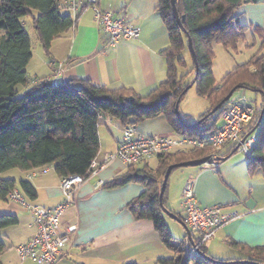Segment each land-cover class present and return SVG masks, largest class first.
<instances>
[{
  "label": "trees",
  "instance_id": "16d2710c",
  "mask_svg": "<svg viewBox=\"0 0 264 264\" xmlns=\"http://www.w3.org/2000/svg\"><path fill=\"white\" fill-rule=\"evenodd\" d=\"M175 1L184 30L176 21L171 0H159L157 11L169 35V46L161 52L167 63V78L144 97L131 89L110 90L89 80L57 81L56 85L47 78L31 81L27 67L33 56L32 43L23 18L32 16L37 39L49 52L52 42L74 27L68 0H0V176L10 169L29 173L51 166L61 179L70 175L87 177L91 162L100 151L99 126L107 117L125 127L164 116L177 134L203 139L219 129L217 123L227 102L215 114L210 113L235 88H238L236 92L249 89L262 94L261 108L255 109L249 124L253 129L264 109V55L257 54L249 62L238 65L221 82H217L213 71L215 43L229 51H237L241 45L251 47L246 40L251 35V27L242 24L234 15L244 0ZM256 32L260 33L255 29L253 33ZM189 38L197 67L189 49ZM186 50L192 59L193 86L209 104L208 111L197 119L178 117L175 111L176 103L181 102L192 84L187 85L186 76L179 73V69L187 65L183 55ZM18 85L28 86L22 96H18ZM259 127L258 142L249 158L251 174L256 170L264 174V119ZM212 152L210 147L186 152L176 150L157 157L159 166L156 170L150 167L149 161L141 163L142 166L131 165L125 174L104 185L118 188L131 182L145 184V192L128 207L137 219L152 221L162 243L175 253L172 258L159 259V264L234 262L211 257L206 245L200 248L198 258L185 259L188 236L185 234L182 241L174 242L161 208L160 191L167 169L211 156ZM221 158L216 160L218 165ZM17 185L30 201L36 200L37 190L31 181L18 183L1 177L0 200L8 201V194ZM163 203L166 207V192ZM175 214L185 220L181 214ZM18 223L16 215H0V232ZM230 246L244 252L243 261L264 264V247L249 248L235 241L230 242ZM7 248L0 234V264Z\"/></svg>",
  "mask_w": 264,
  "mask_h": 264
},
{
  "label": "crops",
  "instance_id": "0c3cea01",
  "mask_svg": "<svg viewBox=\"0 0 264 264\" xmlns=\"http://www.w3.org/2000/svg\"><path fill=\"white\" fill-rule=\"evenodd\" d=\"M158 3L159 0H100L102 8L115 11L117 17L137 26L140 36L108 47L107 36L95 20L94 9L87 8L69 32L52 42L49 52L38 41L41 51L35 50L32 56L27 67L28 78L31 81L52 80L60 72L58 82L89 80L110 90L124 88L144 97L149 95L167 78V63L161 52L169 46V35L157 11ZM234 15L252 29L246 39L251 47L241 45V48H255L256 53L244 64L257 54L264 55V2H243ZM255 29L260 33H253ZM236 95L244 96L247 102L253 101L258 110L261 108L263 97L258 90L246 89ZM201 115L188 112L182 116L197 119ZM220 121L218 128L223 124L222 119ZM252 127L246 126L244 136L255 132L256 125ZM122 128L120 122L111 117L102 121L99 160L115 152L123 137ZM137 129L145 135L171 139L185 137L177 134L164 116L144 121ZM243 156L236 143H229L220 153V157H227V160L217 169L213 165H204L191 167L185 173V181L196 180V197L201 207L219 205L224 213L243 215L222 227L206 244L208 254L221 261H242L245 257L243 251L230 246L233 241L249 248L264 247V174L261 170L251 174L249 158ZM127 171V165L114 160L80 187L75 201L61 219L63 230L72 227L75 230L68 245V255L57 264H159V259L175 256L172 250L174 255L171 256L170 249L162 243L153 222L137 219L128 207L145 192V184L131 182L118 188L104 186ZM25 173L26 177L21 180L31 181L37 190L35 204L52 209L61 203V177L53 167L33 178ZM17 190L22 192L19 185ZM165 192L167 200L168 184ZM13 205H0V213L16 215L19 219V227L0 232L8 247L2 254V264H37L31 259L22 261L16 252V247L35 235L36 227L27 208L19 203ZM167 208L176 213L169 206ZM180 214L183 216L184 213ZM12 232H18V235Z\"/></svg>",
  "mask_w": 264,
  "mask_h": 264
},
{
  "label": "built area",
  "instance_id": "2783aa9c",
  "mask_svg": "<svg viewBox=\"0 0 264 264\" xmlns=\"http://www.w3.org/2000/svg\"><path fill=\"white\" fill-rule=\"evenodd\" d=\"M68 10L76 25L80 13L93 8L95 20L99 28L107 36V46L114 47L122 40H134L140 36V29L124 18L116 16V12L101 7L100 0H68ZM57 72L52 79L57 84ZM255 115V108L244 96L234 94L228 101L222 114V126L211 132L205 138L181 137L171 139L159 135H145L135 125L122 128L123 137L115 152L104 155L103 160L97 157L91 162L89 175H70L61 179L62 201L55 208H46L30 201L22 192L14 189L8 194V199L27 208L33 216L36 227L35 235L25 244L16 247V252L22 261L31 259L37 264H57L68 255V245L72 240L74 228L63 230L61 219L67 208L75 201L80 187L95 174L114 160H120L127 166L141 164L159 156L168 155L176 150L190 151L194 149L212 148L211 157L216 160L222 149L229 143H236L238 151L250 158L252 150L258 142L254 133L244 136L245 128L251 123ZM102 120L104 118H101ZM105 120V119H104ZM47 169L44 170L46 172ZM39 175L37 170L29 172V178ZM183 206L185 220L183 221L192 233V241L187 237L185 244V259L199 257L200 248L206 245L216 233L226 224L241 218L238 212L224 213L221 206L201 207L196 197V180L193 178L185 182L183 189Z\"/></svg>",
  "mask_w": 264,
  "mask_h": 264
},
{
  "label": "rangeland",
  "instance_id": "374dc122",
  "mask_svg": "<svg viewBox=\"0 0 264 264\" xmlns=\"http://www.w3.org/2000/svg\"><path fill=\"white\" fill-rule=\"evenodd\" d=\"M36 15V14H35ZM23 22L25 24V29L28 32V34L31 37V43H32V52L35 54V50L39 49L41 51V47L38 44V40L36 37V31L33 28L32 25V16H27L23 18ZM215 59H214V77L217 80V82H221L222 79L231 72L234 68H236L238 65L245 62V60H248L249 57H251L254 53H256V49H250L249 50H243L241 47L237 51H229L225 50L224 47L221 44L215 43L213 46ZM226 51V52H225ZM184 57L186 58L187 65L184 68L179 69V73L181 76H186V83L187 85L191 84L193 82V78L190 75V72L192 70V59L190 53L186 50L183 52ZM247 58V59H246ZM229 62V64H227ZM25 87L24 85H18L17 86V92L18 96L23 95L22 88ZM243 90H239L236 92L240 93ZM250 105H252L254 108L256 107L255 103L253 101L248 102ZM209 109V104L207 101L200 97L197 94V88L196 86H193L191 89L188 90V92L185 94V96L181 99L180 105H179V112L181 116L183 114H186L188 112L193 113L194 116H199L205 112H207ZM256 109V108H255ZM221 121H219L217 124L219 125ZM256 136L260 135V127L254 132ZM242 157V156H241ZM244 158V156H243ZM150 167L154 170L157 169L159 166V159L153 158L149 161ZM51 169L52 167H46L40 170H37L39 172V175H41L45 169ZM191 167H185V168H178L176 171H174L168 180V193H167V200H166V207L169 206L174 212L180 214L183 212V216L185 215V210L183 206V189L185 186V173L189 171ZM2 179H15L19 183L21 179L26 177V173L19 170V169H10L0 176ZM0 205H3V207H12L14 206V201L8 200V201H2L0 200ZM1 212V211H0ZM6 213H0V215H3ZM165 222L172 233V236L174 238V242H180L184 238V229L182 225L177 222L175 219H173L170 216H165ZM16 227H19V224L8 227L4 230V232L13 231L11 229H16ZM16 231V230H14ZM13 234L18 235V232H12ZM171 256L174 255V253L170 250Z\"/></svg>",
  "mask_w": 264,
  "mask_h": 264
},
{
  "label": "water",
  "instance_id": "95a60500",
  "mask_svg": "<svg viewBox=\"0 0 264 264\" xmlns=\"http://www.w3.org/2000/svg\"><path fill=\"white\" fill-rule=\"evenodd\" d=\"M171 2H172L173 12H174L176 21L180 25V27L184 30V28L182 26V23H181V19L179 17L178 11H177L176 1L175 0H171ZM248 2L260 3V2H264V0H245L244 1V3H248ZM188 43H189V49L191 51L192 58H193V60L195 62V65L197 67L196 55H195V52H194V50L192 48V41H191L190 38L188 39ZM194 83H195V80L192 82L191 85L188 86V88L186 89V91H188L189 89H191L192 86L194 85ZM237 89L238 88L233 89L226 96V98L215 109H213L211 111L210 115L215 114L221 108V106L224 103H226L234 95V93L236 92ZM179 105H180V100L176 103V107H175L176 115L178 117L181 116V114L179 112ZM263 117H264V109L262 110V112L260 114L258 123H257L254 131H256L259 128L260 124L263 121ZM199 124H200V121L197 123V125H199ZM221 160L222 161H225V160H227V157L226 158H221ZM214 162H215V160L211 156H208V157H204V158H201V159L191 160V161L179 163V164H176V165H172V166H170L167 169V171H166V173L164 175V180H163L162 186H161L160 201H161V208H162L163 213L165 215H167V216L172 217L173 219H175L177 222H179L182 225L183 229L185 230L187 236L189 237V239H190V241L192 243H193V241H192V233H191L190 229L183 222V220L181 218H179L176 214L172 213L167 207H165V205L163 203V197H164V194H165V191H166V188H167V184H168L169 177L171 176V174L174 171V169H176V168H185V167H201V166H204V165H212V164H214ZM232 264H257V263H254V262H251V261H243L242 260V261H234V262H232Z\"/></svg>",
  "mask_w": 264,
  "mask_h": 264
}]
</instances>
